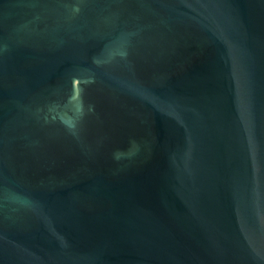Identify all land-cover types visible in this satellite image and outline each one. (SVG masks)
Listing matches in <instances>:
<instances>
[{"label":"water","instance_id":"95a60500","mask_svg":"<svg viewBox=\"0 0 264 264\" xmlns=\"http://www.w3.org/2000/svg\"><path fill=\"white\" fill-rule=\"evenodd\" d=\"M0 264H264V0H0Z\"/></svg>","mask_w":264,"mask_h":264}]
</instances>
